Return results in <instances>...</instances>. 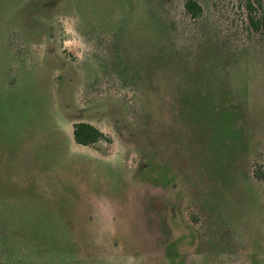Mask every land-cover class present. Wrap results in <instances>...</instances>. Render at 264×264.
Segmentation results:
<instances>
[{
    "label": "rangeland",
    "instance_id": "1",
    "mask_svg": "<svg viewBox=\"0 0 264 264\" xmlns=\"http://www.w3.org/2000/svg\"><path fill=\"white\" fill-rule=\"evenodd\" d=\"M182 1L0 0V264H264V45Z\"/></svg>",
    "mask_w": 264,
    "mask_h": 264
},
{
    "label": "trees",
    "instance_id": "2",
    "mask_svg": "<svg viewBox=\"0 0 264 264\" xmlns=\"http://www.w3.org/2000/svg\"><path fill=\"white\" fill-rule=\"evenodd\" d=\"M181 7L183 13L195 22L202 23L210 13L218 22L230 25L234 31L228 34L234 40L238 38L264 45V0H183ZM156 21L164 26L160 17L156 18ZM221 28L223 26H213L214 34L217 38H227ZM72 136L75 143L91 147H95L100 141L111 140L108 135L87 121L75 122ZM251 173L262 185L264 192V152ZM15 259L6 264H19Z\"/></svg>",
    "mask_w": 264,
    "mask_h": 264
}]
</instances>
